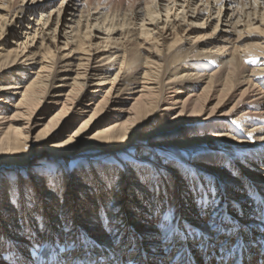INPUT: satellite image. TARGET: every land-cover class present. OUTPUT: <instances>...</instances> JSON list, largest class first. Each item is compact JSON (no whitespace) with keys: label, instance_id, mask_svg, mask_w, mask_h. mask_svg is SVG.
Returning a JSON list of instances; mask_svg holds the SVG:
<instances>
[{"label":"bare ground","instance_id":"bare-ground-1","mask_svg":"<svg viewBox=\"0 0 264 264\" xmlns=\"http://www.w3.org/2000/svg\"><path fill=\"white\" fill-rule=\"evenodd\" d=\"M211 23L203 50L192 32ZM3 44L13 47L0 53V176L36 170L40 157L59 164L66 172L64 208L101 243L109 242L97 215L104 197L81 182L72 168L76 158L164 148L264 160L258 139L264 135V0H0L2 52ZM200 166L232 184L247 209L239 181ZM242 172L264 194V171ZM173 176V203L199 224L183 182ZM37 188L52 217L56 195L43 184ZM133 191L125 178L113 203L147 247L154 229ZM0 206V239L11 238L0 264H14L16 247L28 245L15 231L6 183Z\"/></svg>","mask_w":264,"mask_h":264},{"label":"snow or ice","instance_id":"snow-or-ice-1","mask_svg":"<svg viewBox=\"0 0 264 264\" xmlns=\"http://www.w3.org/2000/svg\"><path fill=\"white\" fill-rule=\"evenodd\" d=\"M258 139L264 141V135ZM202 164L222 169L232 181H239L249 201L247 209L232 195L237 189L205 171ZM72 168L79 169V179L93 193L103 195L97 215L109 242L101 243L82 229L64 208L65 170L59 164L40 165L29 173L0 176V187L6 183L8 203L16 215L15 231L23 234L28 245L26 250L16 247L19 256L14 264H264V194L245 183L242 172L264 171V160L257 163L230 153L202 157L137 149L108 159L88 158ZM173 171L184 184V195L195 205L199 224L186 219L173 203ZM125 178L143 205V218L154 229L147 247L143 234L129 230L113 203ZM38 184L56 195L52 217L42 210ZM4 211L0 206V219ZM250 222L259 227L253 229ZM10 239H0V260Z\"/></svg>","mask_w":264,"mask_h":264},{"label":"rangeland","instance_id":"rangeland-1","mask_svg":"<svg viewBox=\"0 0 264 264\" xmlns=\"http://www.w3.org/2000/svg\"><path fill=\"white\" fill-rule=\"evenodd\" d=\"M48 9V8H47ZM32 19H36V18H32ZM199 23H201V22H199ZM196 24V23H195ZM194 24V25H195ZM214 24L215 23H211V25H209V26H204V28L205 29H200V28H198V29H196L195 31L193 30V34H192V36H191V39L192 40H195L196 38H198V39H196L197 41H201V42H203L202 43V45H201V48H203V50L204 49H208V46H209V43H211V36H212V32H213V28H214ZM196 25H198V24H196ZM196 27V26H195ZM136 29V28H135ZM11 42H17L16 40H11ZM3 48H4V51L2 52V51H0V53H5L6 52V50H9L10 49V47H13V46H9V45H7V44H3V46H2ZM140 144V143H139ZM147 150V149H146ZM156 153H161V154H168V153H171L170 151H168V150H166V149H164V148H161V149H157V151H156ZM75 162L74 163H78V164H84L85 162H86V160H84V159H82V158H76L75 160H74ZM35 162H37V163H35V164H37V165H39V164H47V165H53V163H48L47 161H46V158L45 157H43V158H41L40 157V159H38V160H36ZM6 172L7 171H4L3 173H5L6 174ZM1 174H2V172H1Z\"/></svg>","mask_w":264,"mask_h":264}]
</instances>
